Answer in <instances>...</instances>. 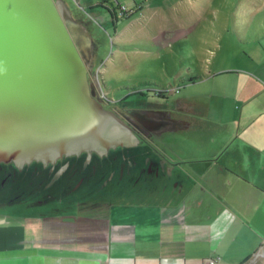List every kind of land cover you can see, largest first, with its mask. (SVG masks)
<instances>
[{"label":"crops","instance_id":"1","mask_svg":"<svg viewBox=\"0 0 264 264\" xmlns=\"http://www.w3.org/2000/svg\"><path fill=\"white\" fill-rule=\"evenodd\" d=\"M67 5L87 28L85 15ZM246 75L257 86L225 83L220 91L235 101L220 106L214 88L205 100L116 98L143 120L145 139L158 150L145 156L146 180L105 185L95 199L53 204L22 221L6 213L0 264H205L217 256V264H236L232 254L255 249L264 230V81Z\"/></svg>","mask_w":264,"mask_h":264},{"label":"rangeland","instance_id":"2","mask_svg":"<svg viewBox=\"0 0 264 264\" xmlns=\"http://www.w3.org/2000/svg\"><path fill=\"white\" fill-rule=\"evenodd\" d=\"M65 1L85 15L89 22L87 30L94 43L90 76L94 72L101 77L102 92L109 94L112 100L128 95L141 99V94L161 100L164 97L173 99L178 94H191L205 100L214 88V101L220 106L224 99L235 101L232 94L224 96L220 91L225 83H231L233 88L240 81L241 86L244 82L257 86L246 73L264 81V0H136L137 4L134 0H123L125 5H121L129 11L134 10V14L117 22H113L103 6L91 7L92 1ZM116 2L109 0L112 6H116ZM213 75L214 80L211 79ZM201 77H210V80H197ZM152 149H156L153 143L137 137L131 143L118 144L107 151H83L78 158L87 162V166L81 176L98 159L103 162L99 181L109 185L135 181L142 184L146 180L143 174L146 165L144 157L138 156ZM61 163L54 165L56 171ZM51 165V162L42 160L26 162L19 165L22 171L17 175L42 172L44 174L39 178L43 181ZM11 169H14L12 164L0 163V180ZM45 178L47 180L48 176ZM47 181L42 182L38 190L40 194L33 196L35 199L50 193V188L45 187ZM96 183L86 182L82 187ZM98 193L94 191L91 197L95 199ZM84 194L85 191L80 190L75 196ZM8 197V184L0 185V199ZM27 198L18 201V209L26 210L25 207L29 206V212L41 213L53 210L51 207L54 205L49 200L23 202L29 201ZM104 198L111 200L113 197L109 193ZM71 203L62 207H72L74 202ZM1 217L6 218L7 215L2 213ZM23 217L10 216L9 220L22 221ZM5 230L10 233L15 228L2 226V231ZM233 257L234 254L230 260H236V264H264V230L255 249L241 258ZM211 258L217 264L220 257ZM208 259L210 257L205 259V264Z\"/></svg>","mask_w":264,"mask_h":264},{"label":"water","instance_id":"3","mask_svg":"<svg viewBox=\"0 0 264 264\" xmlns=\"http://www.w3.org/2000/svg\"><path fill=\"white\" fill-rule=\"evenodd\" d=\"M93 39L64 0H0V162H51L131 143L94 96Z\"/></svg>","mask_w":264,"mask_h":264},{"label":"flooded vegetation","instance_id":"4","mask_svg":"<svg viewBox=\"0 0 264 264\" xmlns=\"http://www.w3.org/2000/svg\"><path fill=\"white\" fill-rule=\"evenodd\" d=\"M73 17L75 16L73 15ZM88 77L89 81L92 84L94 96L101 102L103 107L115 112L119 117H121L125 122H127V124L132 127L133 132L140 140L143 139L146 141L147 139H145L144 136L146 130L143 126V120L139 119L134 114V112L131 111L130 108L126 107V105L123 104V102H121L120 104L117 101L112 100L111 97H109V94L102 92L103 87L101 85L103 84V82L101 77H98L99 83H96V80L92 78V75L90 76V72L88 74ZM80 154H64L63 156L58 157L56 160L51 161L52 165L50 166V169L45 175V177L48 176V181L45 177L43 180L47 181L45 187L50 188V193L44 194L42 198L38 199H35L33 196L40 194L39 187L42 185L43 181H41L39 177L43 176L42 174L44 173L36 172L31 175L18 176V172L22 171L20 170L21 168H19V165L15 164L14 162H0L10 163L14 167V169L6 171L3 177L4 179L0 180V185L5 186L8 184L9 189V197L6 199H0V213H9L12 217L26 216L31 214L32 210L29 212L31 208L29 206L25 207L26 210L18 209V201L24 200L26 196H28L26 200L29 199V201L23 202L35 203L40 201L42 202L43 200H49L51 201V205L60 204L61 206H67L68 203L71 202H74L73 204L71 203L72 205H74L80 202H84L88 199H94L93 197H91L94 191L100 192V189L102 187H104L105 185H109L107 184L108 182H103V180L99 181V175L103 173V162H99L98 159L97 161L95 160V163L92 164L91 168L87 171V173L81 176L82 172L86 169L87 162L79 160L78 155ZM87 155L88 158H86V161L90 159L88 153ZM145 156V153L143 156H138V158L144 157V164L147 160ZM58 162L62 163L58 166V170L56 171L54 165ZM147 166L148 165H146L145 168H147ZM93 181H96L97 183L82 187L84 183L90 182L91 184ZM80 190H84L85 194L80 197L75 196V194ZM52 209L55 208L51 207V210Z\"/></svg>","mask_w":264,"mask_h":264},{"label":"built area","instance_id":"5","mask_svg":"<svg viewBox=\"0 0 264 264\" xmlns=\"http://www.w3.org/2000/svg\"><path fill=\"white\" fill-rule=\"evenodd\" d=\"M117 3L118 2H116V6H115L116 7L115 10L117 9L116 10V16L121 17L122 15H128L129 13L132 12V11H129L124 5H119V7H117ZM98 77L99 76L96 73L92 72V78L96 80V83H99ZM215 262H216L215 259L210 258V259H208L206 264H214Z\"/></svg>","mask_w":264,"mask_h":264},{"label":"trees","instance_id":"6","mask_svg":"<svg viewBox=\"0 0 264 264\" xmlns=\"http://www.w3.org/2000/svg\"><path fill=\"white\" fill-rule=\"evenodd\" d=\"M103 6L104 8H106L108 11H109V13H110V15H111V17H112V19H113V22H115L116 20H118L119 18H123V17H127V16H130V15H132V14H134V10L131 12V13H129L128 15H122L121 17H118V16H116V10L112 7V8H110V7H108V5L105 3V0H102L101 2H99L98 4H97V6ZM247 258V257H246ZM248 259V258H247Z\"/></svg>","mask_w":264,"mask_h":264}]
</instances>
